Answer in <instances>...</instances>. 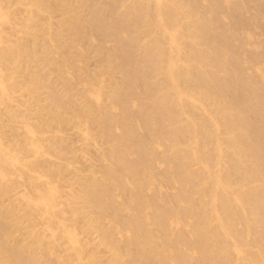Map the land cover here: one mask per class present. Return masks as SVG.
I'll return each instance as SVG.
<instances>
[{
    "label": "bare ground",
    "instance_id": "obj_1",
    "mask_svg": "<svg viewBox=\"0 0 264 264\" xmlns=\"http://www.w3.org/2000/svg\"><path fill=\"white\" fill-rule=\"evenodd\" d=\"M0 264H264V0H0Z\"/></svg>",
    "mask_w": 264,
    "mask_h": 264
},
{
    "label": "rangeland",
    "instance_id": "obj_2",
    "mask_svg": "<svg viewBox=\"0 0 264 264\" xmlns=\"http://www.w3.org/2000/svg\"><path fill=\"white\" fill-rule=\"evenodd\" d=\"M192 100H195V99L192 98Z\"/></svg>",
    "mask_w": 264,
    "mask_h": 264
}]
</instances>
